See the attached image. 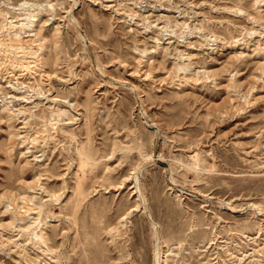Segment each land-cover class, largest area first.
I'll use <instances>...</instances> for the list:
<instances>
[{
    "label": "rangeland",
    "instance_id": "rangeland-1",
    "mask_svg": "<svg viewBox=\"0 0 264 264\" xmlns=\"http://www.w3.org/2000/svg\"><path fill=\"white\" fill-rule=\"evenodd\" d=\"M72 1L0 0V264H264V0Z\"/></svg>",
    "mask_w": 264,
    "mask_h": 264
},
{
    "label": "bare ground",
    "instance_id": "bare-ground-1",
    "mask_svg": "<svg viewBox=\"0 0 264 264\" xmlns=\"http://www.w3.org/2000/svg\"><path fill=\"white\" fill-rule=\"evenodd\" d=\"M73 2V5H72V8H71V10H68V14L70 15V19H72L73 21L72 22H74V24H75V26H79V23L77 22V20L75 19V17H74V15H72V9H74V7H76V4L78 3V0H73L72 1ZM163 10H164V8H162ZM34 15V14H33ZM38 20V19H37ZM33 24V25H32ZM17 24H11L10 23V25H9V27H12V28H14V33L12 34V35H10V37H9V39H7L6 41H4V42H0V46H6V48L7 49H9V48H11V49H18V50H21L22 52H23V54H32V52H30L32 49H33V47L32 46H30L29 44H27L26 42L27 41H25L24 40V38H22V34L21 33H19L20 31H22L23 29H26V28H29V27H32V26H34V21H31L30 19H29V22L28 23H24V22H22V23H20V25L18 26L20 29V31H17V29H16V26ZM7 28V25L6 24H4L3 26H2V28ZM80 27V26H79ZM7 30V29H6ZM80 31V30H79ZM25 32V31H24ZM81 32V31H80ZM35 35H40V31H38L37 33H35ZM82 35V34H81ZM81 38H83L84 40L83 41H85V36H83L82 35V37ZM42 39V38H41ZM41 39H39L38 38V40H41ZM33 54H35V53H33ZM37 56H38V54H37ZM39 59H41V57L39 58ZM20 63H21V65H22V67H25V68H29L30 67V62H27V61H20ZM47 63V62H46ZM44 65V64H43ZM48 78H49V74H47L46 75ZM130 86H131V89L135 92V93H138L137 92V89H136V87L134 86V85H131V84H129ZM138 100L139 101H141L142 102V100H141V97L139 98L138 97ZM142 104V103H141ZM6 105H5V103H3V105H2V107L4 108ZM141 112H142V114H143V112H144V110H143V108H141ZM63 113H65V111H63ZM146 115V114H145ZM58 116H60V113H58ZM144 117H146V119H147V117L148 116H144ZM149 120V119H148ZM151 121V120H150ZM148 122V121H147ZM149 123H151L150 125L151 126H156V124L154 123V122H149ZM157 131V130H156ZM158 134V133H157ZM76 154H77V156L79 157V162H80V167H85V164L89 161V160H92V157H91V155L85 150V148L83 147V145H81V146H79V144L76 146ZM196 155V154H195ZM151 156V155H150ZM153 158V157H152ZM149 159V158H148ZM135 179L138 181V171L137 172H135ZM138 185V184H137ZM136 187H138V186H136ZM141 195V194H140ZM140 195H138V196H140ZM152 224H153V226L155 225V223H153L152 222ZM33 234L35 235L34 237L32 236V234H31V239H33V240H35V241H37L38 243H42V244H46V237H45V235L44 234H37L36 232H33ZM48 249H50L49 247H47ZM155 255L157 256V257H159L160 256V253H159V251L158 250H156L155 249Z\"/></svg>",
    "mask_w": 264,
    "mask_h": 264
}]
</instances>
